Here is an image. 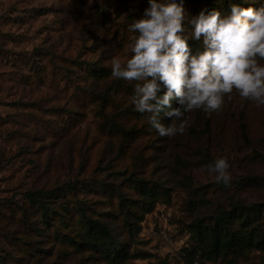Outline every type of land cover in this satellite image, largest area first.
Listing matches in <instances>:
<instances>
[{
	"label": "rangeland",
	"instance_id": "374dc122",
	"mask_svg": "<svg viewBox=\"0 0 264 264\" xmlns=\"http://www.w3.org/2000/svg\"><path fill=\"white\" fill-rule=\"evenodd\" d=\"M230 3L264 0H183V23ZM147 7L0 0V264H264V105L234 91L217 112L186 113L184 134L160 137L131 103L135 81L111 76ZM219 157L228 186L204 170ZM234 209L229 234L262 247L200 257L194 225Z\"/></svg>",
	"mask_w": 264,
	"mask_h": 264
},
{
	"label": "clouds",
	"instance_id": "9594fccd",
	"mask_svg": "<svg viewBox=\"0 0 264 264\" xmlns=\"http://www.w3.org/2000/svg\"><path fill=\"white\" fill-rule=\"evenodd\" d=\"M148 3L143 16L128 26L136 34L130 58L114 59L111 76L135 81L131 103L147 114L160 137L184 134L186 113L217 112L234 91L258 107L264 105V5L230 3L227 14L203 8L189 21V30L183 23V0ZM189 41H200L201 49L193 52ZM173 98L178 107H171ZM161 113L173 118L169 125L161 123ZM229 168L228 159L219 157L204 170L228 186Z\"/></svg>",
	"mask_w": 264,
	"mask_h": 264
},
{
	"label": "trees",
	"instance_id": "16d2710c",
	"mask_svg": "<svg viewBox=\"0 0 264 264\" xmlns=\"http://www.w3.org/2000/svg\"><path fill=\"white\" fill-rule=\"evenodd\" d=\"M197 49H199V47L195 44L194 52ZM31 198L35 199L34 196ZM258 209L259 208L255 206L251 210L256 214V217L259 215ZM236 212L237 210L235 209L232 211H221L212 225L203 226L198 223L194 225V230L201 243L198 250L200 257L211 259L218 257L223 252H246L262 247V243L260 241H256L251 234H229L228 223L233 219V215H235ZM97 226L99 227L101 233H103L106 237H110L109 231L103 225L97 224Z\"/></svg>",
	"mask_w": 264,
	"mask_h": 264
}]
</instances>
